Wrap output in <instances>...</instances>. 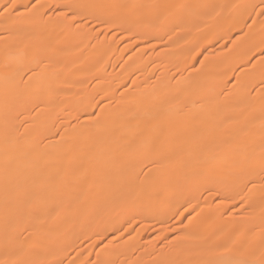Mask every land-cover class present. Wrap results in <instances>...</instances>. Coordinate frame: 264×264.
Returning <instances> with one entry per match:
<instances>
[{"label":"bare ground","instance_id":"obj_1","mask_svg":"<svg viewBox=\"0 0 264 264\" xmlns=\"http://www.w3.org/2000/svg\"><path fill=\"white\" fill-rule=\"evenodd\" d=\"M43 1L35 0V3ZM54 1L60 6L59 11H50L47 17L38 10L0 15V29L7 32L0 38V252L2 246H12L0 253L1 264H20L19 260H27L33 248H39L43 241L54 243L70 231L78 230V235L91 231L93 241H97L110 228L113 217L121 209L130 211L138 208L140 217L149 221L154 218L149 211L157 198L164 197L163 201L172 194L169 201L161 203L160 211L173 204L188 187L192 188L190 199L199 193L200 188H208L212 194L225 200L230 197L227 186H234L230 194L235 195L245 182L250 183V191L242 195L244 204L249 206L246 211L248 220L243 219L241 212L234 214L221 230L219 239L212 238L206 246L208 235L205 233L217 228L219 221L212 217L210 211L204 213L180 230L178 238L173 241L177 250L169 259H179V264H201V258L207 255V264H264V161L250 168L255 157L264 156V132L239 131L236 119L230 122L227 118L228 108L233 104L228 101L234 100L233 109L243 104L239 100V90L233 91L229 97L225 94L227 102L214 100L213 108L202 114L203 123H200L198 131L191 133L189 128L196 127L200 118L198 108L193 102L183 106L179 101L187 94L196 95L197 86L193 89L185 87L179 92L174 85L176 95L169 97L163 94L158 100L149 86L141 87L136 91L139 95L134 107L127 95L122 93L118 96L115 90L106 91L110 85H118L128 79L130 70L126 68L120 76L112 79L104 75L105 62L115 50L105 42L93 50L96 63L88 71L97 75L95 90L102 93L93 117L89 94L63 96L64 80L73 76L74 66L60 61L58 53L62 54L64 50L55 52L53 46H57V40L60 42L75 35L67 27L72 13L78 19L82 15H91L98 21H103L108 15L111 25L116 26L117 17L145 18L151 0ZM188 2L190 0L186 3L189 5ZM12 3L20 4L18 0ZM212 3L215 8L210 15L211 22H222L226 4L218 5L219 0H212ZM196 11L197 8L189 7L179 10L176 15H192ZM156 12L165 14L168 7L164 5L154 10ZM32 14L31 18L21 19L22 15ZM252 18H258V15ZM214 26L219 27L212 29L209 35L221 29L218 23ZM176 28L179 29L178 26ZM157 29H163V26ZM143 35L142 32L139 37ZM182 43L183 40L179 42ZM80 50L70 49L67 55ZM231 54L229 60L235 55ZM40 55H49L51 70L40 68L46 62V57ZM121 57L118 54L112 64L118 63ZM137 65L135 62L129 67L136 69ZM220 65L217 60L206 66L207 73L200 87L201 91H210L211 99H218L219 93L211 86L212 81L222 82L229 70L228 66L219 70ZM35 66L39 68L31 70ZM27 70L30 74L23 81L22 74ZM145 70V66H140L137 72L140 74ZM138 76L135 75L132 81ZM244 79V76L240 77L237 83ZM165 85V78L161 76L155 89L166 91ZM257 102L264 104V95L259 96ZM177 107L181 110H175ZM81 114L84 117L80 121L64 123L69 117ZM189 114L192 115V125L183 128L181 124L187 121ZM259 117L258 122L264 123V114ZM153 119L159 123L153 124ZM215 122L222 127L218 132L213 130ZM136 132L146 134L135 140L132 135ZM170 135L173 143H181L179 136L183 135L188 139H185L187 145H177L175 154L172 152L174 149L168 147L166 157L170 158L167 157L169 162L153 164L154 179L161 181V185L155 188L149 185V181H141L143 176L138 173L139 165H131L130 159L145 149L151 152V159H155L160 155L157 142ZM37 157L40 159L36 160ZM123 157L127 161H122ZM88 160L95 163L90 168L95 171L83 175L69 173L68 168L76 170L80 163ZM113 163L118 164L119 170ZM108 172L114 175L109 177L106 175ZM196 205L200 210L206 208L207 202L192 204L190 208ZM177 208L174 213L179 215ZM58 220L64 221L65 226L53 229ZM31 222L33 228H29ZM41 222L44 224L40 225ZM251 224L256 226V230L249 235L245 231ZM20 230L24 231V237L18 234ZM161 233H169L168 228L161 229ZM32 234L42 236L32 243ZM216 242L222 245L223 252H218ZM231 244L235 253L231 250L227 254L225 249ZM110 255V251L103 253L101 260L110 259ZM161 259L166 258L161 256Z\"/></svg>","mask_w":264,"mask_h":264},{"label":"rangeland","instance_id":"obj_2","mask_svg":"<svg viewBox=\"0 0 264 264\" xmlns=\"http://www.w3.org/2000/svg\"><path fill=\"white\" fill-rule=\"evenodd\" d=\"M18 1L20 4L16 6V4L12 5L13 0H0V15L38 10L47 17L50 11L55 13L60 8L54 0H44L41 3H35V0ZM252 1L219 0L217 4H226L227 8L224 7V20L215 23L220 24L221 29L214 35H209V33L212 29L219 26H214L215 24L210 20L212 9L215 8L212 0H190L188 2L190 3L189 5L186 4L187 0H151L147 5L148 12L145 18L131 15L125 18L117 17L115 20L117 22L116 26L111 25L108 15L105 16L104 20L100 18L103 21H98V18L91 15H82L78 19L72 13L67 27L74 31L75 35L60 42L57 40V46H53L55 52L64 50L62 54L58 53V55H61L59 57L60 61L67 66L70 64L74 66L73 76L64 80L63 96L79 95L86 92L89 94L88 102L91 103L90 113H92L93 117L95 116V107L101 100L102 93H99V90H95V85L98 81L97 75L88 71L96 63L92 56L93 50L99 49L103 43L107 42L115 50L111 54L109 61L105 62L107 64L103 70L104 75L112 79L120 76L121 71L127 68L130 70L131 76V79L129 76L128 79L118 85H110L106 89L107 92L115 90L118 96H121L122 93L125 96L127 95L131 98L132 105L135 107L136 98L139 95L136 91L141 87L149 86L148 88L155 92L154 98L158 100L163 94H168L169 97L176 95L174 85H177L179 92L185 87L193 89V86H197L198 92L196 95L187 94L179 101L183 106L192 102L196 104L201 119L198 116L196 127L189 128L191 133L193 131L195 133L201 126L200 123H203L202 114L213 108L215 105L214 100L226 101L225 94H228L229 97L233 94V91L239 90L237 93L240 94L239 100L243 104L233 109L234 100L228 101L229 104H232V102L233 104L228 108L230 111L227 114V118L230 119V122L234 118L236 119L239 131L264 132V123L258 122L259 116L264 114V104L257 102V98L264 95V0ZM239 2H241L240 5ZM247 2L251 3L247 4ZM164 5L168 7L167 13H154V10L164 7ZM189 7L190 9L197 8V11L192 15H176L179 10ZM236 13L240 14L237 15ZM256 14L258 18L253 19L252 17ZM32 16L33 14L22 15L21 19L24 21ZM162 26L163 29H157ZM177 26L179 29L176 28ZM142 32L144 35L139 37ZM6 34V31L0 29V38L5 37ZM182 40L183 43L179 44ZM51 44L55 43L52 42ZM75 48L81 50L78 53L72 52L67 55L70 49ZM231 53L235 55L233 59L229 60V56H232ZM118 54L122 57L118 63L113 65V59ZM49 55H40V57H46L44 67L40 68L52 69V65H49L48 62L50 60ZM217 60L221 62L218 67L219 70L224 66H228L229 70L225 72L227 74L222 82L218 83L217 79L212 81L211 86L219 93L218 99H211L209 98L210 91H201L200 87L203 85L202 80L207 73L206 66L217 62ZM135 62L138 64L137 68H130V64ZM140 66H145L146 70L139 74L137 71ZM37 68L39 66H35L31 70L35 71ZM29 74L30 70L23 72V81ZM135 75H139L138 79L132 81ZM161 76L165 78L166 91L155 89L156 82ZM243 76L245 78L244 81L237 83V79ZM195 98L196 101H194ZM142 107H139V109H142ZM178 109L181 110L179 107L175 108V110ZM244 114L245 116H243ZM83 117V114L75 115L69 117L64 123L73 124L77 120L80 121ZM157 121L153 119V124H158L159 121ZM190 125H192V115L189 114L187 121L183 122L181 126L186 128L185 126L189 127ZM220 128L222 129L219 122L213 123L214 132L220 131ZM136 133L132 137L136 140L139 136L137 138L139 140L145 132ZM171 137L170 135L167 137L168 140L161 139L159 140L160 142L158 141L159 143L157 142L160 153L157 156L158 158L151 159V152L149 153L148 149H145V151L136 152L130 159L131 165H139L137 170L143 176L141 181H149V185H153L155 188L161 185V181L154 179L153 164L163 165L162 163L169 162L170 158L167 156L169 158L167 159L166 157L168 147L171 150L174 149L172 152L175 154L177 145H187L185 141L188 139L183 137V135L179 136L181 143H173ZM161 141L164 143L162 144ZM37 159L39 160L40 158L37 157ZM121 160L125 162L127 158L123 157ZM263 161L264 156L255 157L250 164V168ZM94 165L95 163L88 160L80 163L76 170L68 168V171L69 173L74 172L78 175H83L89 171H95L90 169ZM113 165L116 170H119L118 164L113 163ZM106 175L110 177L114 174L113 172H108ZM233 187V185L227 186V193H229L230 197H226L225 200L221 199L217 194H212L208 188H200V191L198 190L199 193L190 199L188 197L192 193V188H185L181 196L173 204L165 206L166 208L162 210L163 212L160 211V208L169 201L172 194L166 196L163 201L161 200L164 197L161 199L157 198L153 208L149 211L154 218L149 221L140 217L141 214H139L138 208H133L130 211L125 208L121 209L119 214L113 217L110 228L106 229L97 241H93L91 231H85L81 235H78V230L70 231L68 235L61 236L53 241L54 243L43 241L39 248H33V252L27 260H19L21 261L20 264H160L161 261L164 262L163 264H179V259H169V256L173 255L175 250H177V247L174 249L173 241L178 238L180 230L186 228L197 217L210 211L212 217L217 218L219 221L217 228H212L205 233V235H208L206 246L209 245V241L212 238L218 237L219 239L220 234H222L221 230L231 221L234 214L237 215L238 212H241L240 215L242 214L243 219L248 220L246 217L249 216L246 211L249 210V206L244 204L242 195L250 191V183L245 182L238 189V193L231 195L230 191H232ZM182 201H185V204H181ZM202 201L207 202L206 208L199 210L197 205L193 208L191 207L192 209L190 208L192 204L194 206ZM161 203L163 204L161 205ZM176 207H178L176 210L179 215L174 213ZM43 224L44 222L40 223V225ZM29 225H31L29 228H33L32 222ZM64 226V221L58 220L53 224L52 228L60 229ZM163 228H168L169 233L162 234L161 229ZM249 229L245 233L252 235L256 230V226L251 224ZM18 234L21 237L25 235L23 230H20ZM41 236L42 234H32L30 240L34 243ZM69 242L71 243L67 245ZM2 247L1 252H4L12 246L10 244ZM232 247L233 244L225 249L227 254L231 250L235 253ZM216 248L219 253L224 251L221 250L223 249L221 244L217 245ZM108 251L111 252L110 259H106L103 262L101 260L102 254ZM248 254H252V252H248ZM161 256H165L166 259H161ZM200 263L207 264V255L201 258Z\"/></svg>","mask_w":264,"mask_h":264}]
</instances>
